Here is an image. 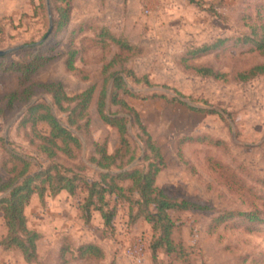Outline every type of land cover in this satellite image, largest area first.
<instances>
[{"label": "rangeland", "instance_id": "374dc122", "mask_svg": "<svg viewBox=\"0 0 264 264\" xmlns=\"http://www.w3.org/2000/svg\"><path fill=\"white\" fill-rule=\"evenodd\" d=\"M68 3V22L56 30L59 4L54 0H0V51H10L3 56L5 62L21 61L30 55L50 57L32 76L34 84L58 83L68 96L93 88L89 125L74 131L82 144L74 165L85 164L91 169L85 175L91 178L93 171H98L88 164L92 144L106 142L109 153L118 146L116 131L96 112L103 81H107L109 94L114 73L146 77L152 86L136 84L131 77L125 79L133 96L121 94V98L135 109L162 152L165 166L155 185L171 198L209 209L170 213L175 224L170 236L172 250L158 249L153 260L151 245L159 232H153L152 225L142 217L133 222L130 218L129 225L127 203L117 205L111 231L95 216L97 212L91 214L89 222L81 218L77 208L83 197L80 192L74 197H45L46 211L35 197L25 209L27 226L32 229L43 220L46 237L39 244L37 262L32 264H63L64 258L57 251L65 236L75 247L95 244L104 253V259L96 261L80 259L73 250L66 264H135L124 251L136 241L142 246L141 264H264V224L250 223L239 216L227 218L218 226L214 222L227 213L261 209L264 203V75L248 81L237 79L239 73L264 65V55L242 43L251 27L264 26V0ZM112 38L122 40L129 48L120 49ZM219 40L224 43L211 51L193 54ZM71 52H75L74 70L68 71L65 63ZM113 59L114 64L104 72ZM197 68L211 69L223 77H202L195 72ZM17 84L16 74L0 72V176L3 143L33 164L45 167L46 163L30 146L28 129L19 128V123L31 105L40 101L51 105L50 99L38 90L27 105L9 113L1 111L3 97L14 92ZM106 104L107 112L124 117L118 107L109 106L108 99ZM130 124L131 147L139 148L138 131ZM135 155L126 169L141 165L142 151L136 150ZM39 204L45 208V199ZM136 211L134 208L133 216ZM5 233L0 214V239ZM0 264L26 263L19 252L0 247Z\"/></svg>", "mask_w": 264, "mask_h": 264}, {"label": "trees", "instance_id": "16d2710c", "mask_svg": "<svg viewBox=\"0 0 264 264\" xmlns=\"http://www.w3.org/2000/svg\"><path fill=\"white\" fill-rule=\"evenodd\" d=\"M58 3L57 14L59 20L56 30L62 29L68 22V0H54ZM250 35L244 37L243 44H250L252 51L264 55V26L259 29L251 27ZM112 42L120 49H128L122 40L112 38ZM224 41H217L212 46L194 51L207 53ZM75 52H71L65 63L68 71H73ZM0 57V72L17 75V89L6 94L2 101L4 107L1 111L9 113L17 106L27 105L37 91L50 99L51 105L45 102H36L31 105L22 117L19 128L28 129L30 134L29 144L43 157L44 164L32 163L26 156L11 151L3 143L5 157L2 160L0 176V214L2 216L6 233L0 239V247L3 251H17L26 264L36 263L38 260L37 243L41 235L27 226L25 209L31 199L36 197L41 204L45 197L55 198L61 192L74 197L78 192L83 197L77 205L81 218L89 222L91 214L99 213L103 226L113 230L112 221L116 215L117 205L125 202L129 207L130 218L133 222L142 217L152 225L153 232H159V237L151 245V256L154 260L156 251L165 248L166 252L172 250L171 231L175 224L170 213L187 211H205L209 208L186 200H177L167 196L155 185V180L164 168L165 162L159 146L153 141L150 134L142 124L138 113L121 98V94L132 97L133 94L127 89L125 79L131 77L136 84L150 85L146 77L137 78L132 73H114L110 76L112 82L111 91L108 94L107 81H103L100 92L96 99V112L103 123L114 129L118 136V146L112 153L107 151L106 142L93 143L92 156L88 164L93 165L98 171H93V177L85 175L89 170L82 162L74 165L82 150V144L74 131L87 129L89 125V105L93 96V88L68 96L58 83L34 84L32 76L45 66L50 57L30 55L21 61L5 62ZM114 64L111 60L103 71L107 72ZM195 72L202 77L221 79L223 75L213 72L208 68H197ZM264 75V65H256L245 72L239 73V81H248L257 76ZM177 96H181L177 94ZM157 97V96H153ZM109 106L118 107L124 117H116V114L107 112L106 100ZM172 101L181 103L178 98ZM54 109V110H53ZM200 111L198 109H191ZM63 115V118L60 117ZM128 123L131 128L138 131L137 139L140 147H131L129 141ZM136 150L142 151L141 165L132 169H126L136 159ZM62 158L64 162L59 159ZM66 162H72L71 167ZM33 167H38L33 170ZM136 208V214L132 211ZM239 216L250 223L264 224V203L261 209H255L249 213H227L217 217L214 222L218 226L227 218ZM58 249V256L64 258L63 264L68 262L67 256L72 255L73 250L80 259H104L102 249L95 244H85L75 247L67 237ZM74 248V249H73ZM111 264H115L112 262Z\"/></svg>", "mask_w": 264, "mask_h": 264}, {"label": "built area", "instance_id": "2783aa9c", "mask_svg": "<svg viewBox=\"0 0 264 264\" xmlns=\"http://www.w3.org/2000/svg\"><path fill=\"white\" fill-rule=\"evenodd\" d=\"M124 254L128 259L133 260L135 264H141L143 252L139 241H136L134 244L127 247Z\"/></svg>", "mask_w": 264, "mask_h": 264}, {"label": "crops", "instance_id": "0c3cea01", "mask_svg": "<svg viewBox=\"0 0 264 264\" xmlns=\"http://www.w3.org/2000/svg\"><path fill=\"white\" fill-rule=\"evenodd\" d=\"M63 194H65V195L67 196V193H66V192H61L57 197L60 198V197H62V196H65V195H63ZM34 198H35V197H33V198L31 199V202L34 203V202L36 201L37 204L40 206V208L45 210L46 207L48 206L47 198H45V208H42L41 205L39 204L38 199L35 200ZM49 199H50V198H49ZM34 200H35V201H34ZM51 200H52V199H50V202H51ZM33 203H32V204H33ZM48 210H49V208H48ZM45 211H46V210H45ZM95 216H98V218L100 219V215H96V214H95ZM92 217H93V216H92ZM93 218H95V217H93ZM38 222H39V223L36 224L35 226H33L32 229H31V230H34L35 232L41 234V236H42V238H41V239L39 240V242L37 243V251H38V249H39V246H40L39 244H40V242L44 239V237H46V236L42 233V228H43V226H44V222H43V220H42V221H41V220H38ZM67 233H68V232H66V234H67ZM68 234H70V233H68ZM57 238H59L58 235H57ZM57 238H56V239H57Z\"/></svg>", "mask_w": 264, "mask_h": 264}, {"label": "water", "instance_id": "95a60500", "mask_svg": "<svg viewBox=\"0 0 264 264\" xmlns=\"http://www.w3.org/2000/svg\"><path fill=\"white\" fill-rule=\"evenodd\" d=\"M50 29H51V25H50ZM10 53V51H0V57L1 56H6Z\"/></svg>", "mask_w": 264, "mask_h": 264}]
</instances>
